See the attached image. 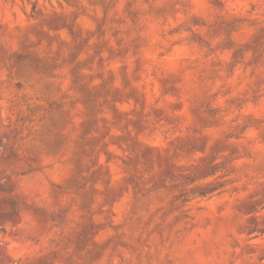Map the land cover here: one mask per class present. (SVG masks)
I'll list each match as a JSON object with an SVG mask.
<instances>
[{
	"label": "rangeland",
	"instance_id": "374dc122",
	"mask_svg": "<svg viewBox=\"0 0 264 264\" xmlns=\"http://www.w3.org/2000/svg\"><path fill=\"white\" fill-rule=\"evenodd\" d=\"M0 264H264V0H0Z\"/></svg>",
	"mask_w": 264,
	"mask_h": 264
}]
</instances>
